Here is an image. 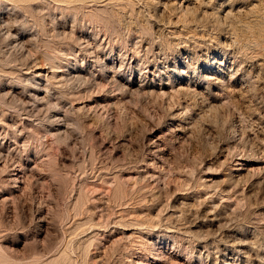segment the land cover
Listing matches in <instances>:
<instances>
[{"label": "rangeland", "instance_id": "rangeland-1", "mask_svg": "<svg viewBox=\"0 0 264 264\" xmlns=\"http://www.w3.org/2000/svg\"><path fill=\"white\" fill-rule=\"evenodd\" d=\"M0 264H264V0H0Z\"/></svg>", "mask_w": 264, "mask_h": 264}, {"label": "bare ground", "instance_id": "bare-ground-1", "mask_svg": "<svg viewBox=\"0 0 264 264\" xmlns=\"http://www.w3.org/2000/svg\"><path fill=\"white\" fill-rule=\"evenodd\" d=\"M44 96V95H43ZM45 98V97H44Z\"/></svg>", "mask_w": 264, "mask_h": 264}]
</instances>
